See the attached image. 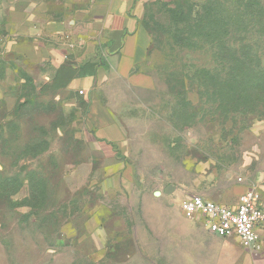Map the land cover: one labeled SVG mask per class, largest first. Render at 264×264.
<instances>
[{
  "label": "rangeland",
  "instance_id": "rangeland-1",
  "mask_svg": "<svg viewBox=\"0 0 264 264\" xmlns=\"http://www.w3.org/2000/svg\"><path fill=\"white\" fill-rule=\"evenodd\" d=\"M144 22L154 88L113 99L125 167L70 88L75 58L53 67L0 42V264H189L204 234L186 221L203 219L182 218V198L236 204L242 184L263 203L264 78L245 83L233 61L264 69V0H151Z\"/></svg>",
  "mask_w": 264,
  "mask_h": 264
},
{
  "label": "crops",
  "instance_id": "crops-1",
  "mask_svg": "<svg viewBox=\"0 0 264 264\" xmlns=\"http://www.w3.org/2000/svg\"><path fill=\"white\" fill-rule=\"evenodd\" d=\"M150 1L0 0V26L5 33L0 42L4 53L53 67L74 57L79 64L67 63L68 66L84 69V73L71 79L70 88L82 90L87 102L86 120L94 139L110 156L118 155L122 167L126 166L124 155L129 142L113 99L120 97L123 89L154 88L150 62L154 40L144 22ZM105 97L108 101H104ZM262 176L260 173L258 179ZM256 185L264 189V183ZM247 188L236 185L235 199H240ZM231 199L212 200L226 205L238 203L231 204ZM260 204L264 206V201ZM177 211L182 218H192L182 215L179 203ZM186 222L204 234L189 243V264H264V240L259 250L248 249L235 237L211 233L204 222L197 227ZM263 235L264 224L259 228L260 239Z\"/></svg>",
  "mask_w": 264,
  "mask_h": 264
},
{
  "label": "built area",
  "instance_id": "built-area-1",
  "mask_svg": "<svg viewBox=\"0 0 264 264\" xmlns=\"http://www.w3.org/2000/svg\"><path fill=\"white\" fill-rule=\"evenodd\" d=\"M238 180L241 178L238 177ZM259 200V193L249 187L236 205H226L201 194H193L182 198L179 208L185 217L200 216L211 233L235 237L243 247L259 250V228L264 224V206Z\"/></svg>",
  "mask_w": 264,
  "mask_h": 264
},
{
  "label": "trees",
  "instance_id": "trees-1",
  "mask_svg": "<svg viewBox=\"0 0 264 264\" xmlns=\"http://www.w3.org/2000/svg\"><path fill=\"white\" fill-rule=\"evenodd\" d=\"M254 58L258 59V57H256V56ZM254 58H252L251 56H247V55L243 54L241 57L238 58V60L236 59V60L233 61V62L239 63L240 66H242L243 73L241 75H243L242 79H243V81L245 83L247 82V79L250 76L254 80H258L259 82H261L263 80V78H264V69L252 70V68H251L252 64L251 63L255 60ZM247 87L248 86H246V90H247Z\"/></svg>",
  "mask_w": 264,
  "mask_h": 264
}]
</instances>
